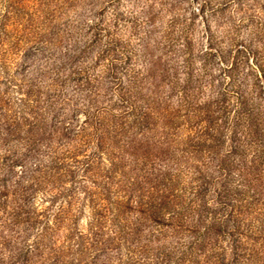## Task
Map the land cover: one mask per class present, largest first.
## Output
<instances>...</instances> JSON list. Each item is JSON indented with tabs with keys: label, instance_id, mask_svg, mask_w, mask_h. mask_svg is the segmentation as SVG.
<instances>
[{
	"label": "rangeland",
	"instance_id": "rangeland-1",
	"mask_svg": "<svg viewBox=\"0 0 264 264\" xmlns=\"http://www.w3.org/2000/svg\"><path fill=\"white\" fill-rule=\"evenodd\" d=\"M0 264H264V0H0Z\"/></svg>",
	"mask_w": 264,
	"mask_h": 264
}]
</instances>
